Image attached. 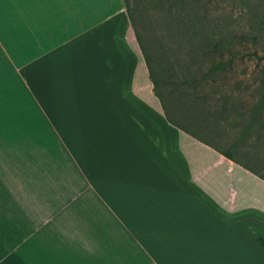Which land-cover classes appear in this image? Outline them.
Listing matches in <instances>:
<instances>
[{"label": "crops", "instance_id": "0c3cea01", "mask_svg": "<svg viewBox=\"0 0 264 264\" xmlns=\"http://www.w3.org/2000/svg\"><path fill=\"white\" fill-rule=\"evenodd\" d=\"M263 100L173 124L123 0H0V264H264Z\"/></svg>", "mask_w": 264, "mask_h": 264}, {"label": "rangeland", "instance_id": "374dc122", "mask_svg": "<svg viewBox=\"0 0 264 264\" xmlns=\"http://www.w3.org/2000/svg\"><path fill=\"white\" fill-rule=\"evenodd\" d=\"M125 1L178 124L204 119L217 98L264 97V0Z\"/></svg>", "mask_w": 264, "mask_h": 264}, {"label": "trees", "instance_id": "16d2710c", "mask_svg": "<svg viewBox=\"0 0 264 264\" xmlns=\"http://www.w3.org/2000/svg\"><path fill=\"white\" fill-rule=\"evenodd\" d=\"M123 3H124V6H125V10H126V14H127L128 20L130 22V26H131V28L133 30L136 42H137V44L139 46V49H140V52L142 54L144 63L146 65L148 78H149V80L152 83V90H153L155 96L158 97V99L160 100L161 106L164 109V114H165L166 119L169 122L174 124L173 120L168 115V113L171 114L172 112L169 111V110L167 111V108L165 107V104H164V101H163V97H162L161 93L157 90L158 86H159V80L155 77L156 75H153V73L150 70V61L153 60L155 62V60H154L153 57L150 56V54L148 53V51L145 48V45L143 44L144 41H143V39L141 38L140 34L137 31L136 22H135V20H134V18L132 16V13H131V10H130L129 6L127 5L125 0H123ZM222 67H223V63L218 61V62L212 64L211 66H209V69L210 70H218V69H220Z\"/></svg>", "mask_w": 264, "mask_h": 264}]
</instances>
